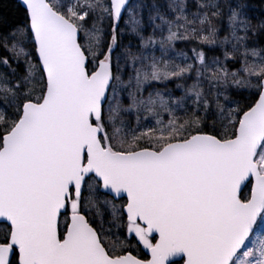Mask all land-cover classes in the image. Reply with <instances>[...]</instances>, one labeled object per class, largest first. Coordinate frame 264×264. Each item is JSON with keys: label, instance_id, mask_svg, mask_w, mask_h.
<instances>
[{"label": "snow or ice", "instance_id": "snow-or-ice-1", "mask_svg": "<svg viewBox=\"0 0 264 264\" xmlns=\"http://www.w3.org/2000/svg\"><path fill=\"white\" fill-rule=\"evenodd\" d=\"M0 264H264V0H0Z\"/></svg>", "mask_w": 264, "mask_h": 264}]
</instances>
